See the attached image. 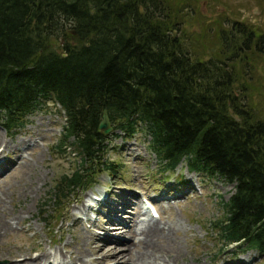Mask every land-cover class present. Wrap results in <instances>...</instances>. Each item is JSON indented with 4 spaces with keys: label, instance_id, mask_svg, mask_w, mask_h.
<instances>
[{
    "label": "trees",
    "instance_id": "obj_1",
    "mask_svg": "<svg viewBox=\"0 0 264 264\" xmlns=\"http://www.w3.org/2000/svg\"><path fill=\"white\" fill-rule=\"evenodd\" d=\"M201 1L0 0V125L23 126L58 103L66 119L57 147L70 142L79 157L51 188L50 216L60 217L101 171L119 177L121 163L107 156L110 135L142 130L162 173L184 162L234 184L218 203L221 216L208 222L219 251L264 254V116L255 96L264 32L216 20L218 55L193 59L180 31L184 16L206 17ZM67 30L74 43L53 50L51 39ZM104 111L110 134L98 128Z\"/></svg>",
    "mask_w": 264,
    "mask_h": 264
},
{
    "label": "rangeland",
    "instance_id": "obj_2",
    "mask_svg": "<svg viewBox=\"0 0 264 264\" xmlns=\"http://www.w3.org/2000/svg\"><path fill=\"white\" fill-rule=\"evenodd\" d=\"M200 5L206 17L189 20V16H184L180 31L193 59L206 60L213 53L218 55L212 43L216 20L229 27L235 19L264 32V0H205ZM206 19L209 24L203 23ZM71 32L67 30L65 37L52 38V49L61 52L65 43H74L71 38L75 34ZM261 57L264 61V53ZM263 73L256 71L260 77ZM255 96L264 116V79ZM55 105L49 103L46 108L31 113L26 124L11 137L0 128V158L5 159L7 165L0 174V220L7 221V228L0 236V264H10L11 257H34L41 251H45L42 252L45 257L41 259V264H50V260L58 258L56 254L60 264H132L133 261L140 264L136 259L141 237L138 231L130 229L136 230L139 204L136 227L143 229L152 224L142 208V201L148 199L147 195L174 192L169 191L164 182L161 183L166 174L160 173L156 158L149 149L148 138L138 132L127 140L117 136L110 144L108 156L121 162L120 176L108 179L106 172L101 173L97 186L90 189L87 195L106 189L110 191L109 200L115 205L110 206L107 202L108 207L96 213L88 209L79 213L76 210L81 208L86 195L79 193L56 219L57 216H50L53 215L51 205H44L59 176L71 171L79 157L70 142L57 147L65 118L58 113L59 106ZM10 162L15 166L12 167ZM199 174L189 172L184 163L178 165L174 173H168L171 180L176 175L186 177L193 185V193L190 196L183 193L179 200L167 202L169 205L162 203L156 208L159 213L157 229L166 231L168 228L170 233L153 238V242L171 252L156 255L170 258L165 262L167 264H264V255L255 251L245 250L244 253L241 249L234 250L232 245L219 251L222 242L211 232L208 222L221 216L218 203L228 200L234 192V184ZM183 189L180 188V191ZM186 197L188 199L185 200ZM41 210L45 212L42 214ZM77 215L79 221L75 220ZM115 249L123 253L122 256L113 255ZM159 261L163 260L156 262Z\"/></svg>",
    "mask_w": 264,
    "mask_h": 264
},
{
    "label": "bare ground",
    "instance_id": "obj_3",
    "mask_svg": "<svg viewBox=\"0 0 264 264\" xmlns=\"http://www.w3.org/2000/svg\"><path fill=\"white\" fill-rule=\"evenodd\" d=\"M4 142V141H3ZM5 144V143H4ZM24 171V170H23ZM28 188V187H27ZM3 198V197H2ZM2 199L0 198V201ZM17 212V211H16ZM18 213V212H17ZM139 214V213H138ZM138 214H136V218L138 217ZM13 215V214H12ZM15 216V214L13 215ZM19 216V215H18ZM13 219H16L15 217H13ZM12 220V219H10ZM9 220V221H10ZM151 221V220H150ZM21 222V221H20ZM12 223V222H11ZM16 223V222H14ZM13 224V223H12ZM5 228H7V221L3 222V220H0V236L1 234L4 232ZM118 228V227H116ZM114 227H112V229H116ZM158 223L157 222H153L151 225H147L146 227H144L143 229H140L138 236H140V240L138 242L139 245V251H138V256L137 259L138 262L141 263H145L148 261H151L149 264H167L165 262H168L170 258L168 257H160L159 255L156 254H161V253H171L170 251H166L165 249H163L162 247L155 245V243L153 242V238L158 237L159 235H164V236H168V233H170V230L167 228L166 231L161 229L158 230ZM172 228V227H171ZM11 229V227H10ZM13 229V228H12ZM11 229V230H12ZM132 232H135L136 230L130 228ZM8 230V229H7ZM10 230V231H11ZM4 235V234H3ZM80 235V234H79ZM80 244V243H79ZM19 249V248H18ZM17 250V249H16ZM28 251V250H27ZM32 251V250H31ZM72 251V250H71ZM45 251H41L40 255L34 256V257H28L26 256H22V258H18V257H11V263L10 264H39L41 259H43L45 257V254L42 253ZM22 253V252H21ZM73 253V252H72ZM4 254V253H3ZM123 254V253H122ZM122 254L120 252H117V249H115V252L113 253V255H115L116 257L118 256H122ZM24 255V254H22ZM69 256V255H68ZM70 259V258H69ZM158 260H163L162 262H156ZM79 262V261H78ZM134 262V261H133ZM132 262V264H134ZM73 263V262H72ZM98 263V261L96 262ZM41 264V263H40ZM50 264H54L53 262H50ZM82 264V263H81ZM84 264V263H83Z\"/></svg>",
    "mask_w": 264,
    "mask_h": 264
},
{
    "label": "water",
    "instance_id": "obj_4",
    "mask_svg": "<svg viewBox=\"0 0 264 264\" xmlns=\"http://www.w3.org/2000/svg\"><path fill=\"white\" fill-rule=\"evenodd\" d=\"M98 128L104 133H108L110 131L109 119H108V115L106 112L103 113V116L99 123Z\"/></svg>",
    "mask_w": 264,
    "mask_h": 264
}]
</instances>
